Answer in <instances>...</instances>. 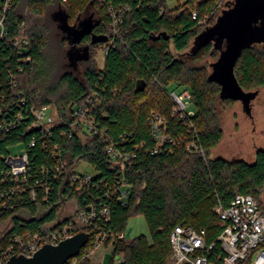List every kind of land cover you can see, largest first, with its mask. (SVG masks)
<instances>
[{
  "label": "trees",
  "instance_id": "trees-1",
  "mask_svg": "<svg viewBox=\"0 0 264 264\" xmlns=\"http://www.w3.org/2000/svg\"><path fill=\"white\" fill-rule=\"evenodd\" d=\"M108 1L110 4H100V0H16L11 17L14 23L26 21L32 57L19 76V88L37 108L54 107L62 122L92 91L101 94L97 113L109 138L118 144L125 139L128 149L140 148L131 166L124 170L130 182L129 204L114 206L112 228L118 233L126 232L129 220L142 215L151 236L150 240L144 235L120 240L113 253L122 255L121 264H168L172 253L170 236L178 225L205 228L210 239L216 236L220 225L214 208L219 201L228 206L235 195L250 194L264 211L260 200L264 189V149H258L252 163L211 157L223 139L217 108L221 87L208 80L207 67H193L184 57L188 55L196 61L216 54L212 53V45L193 55L187 49L197 35L215 24L219 0H184L174 8L168 6L167 0ZM113 10L121 17L122 24L117 47L110 50L102 68L89 64L94 50L104 43L92 44L91 36H86L80 45L89 46L88 59L72 66L70 61L62 62L61 56L58 71L53 74L43 71L46 51L54 39L60 47L68 45V50L71 47L66 35L56 38L62 34L54 18L57 12H64L69 26H78L93 14L96 22L93 33L110 40ZM193 11L201 18L209 15L207 23L202 25L194 20ZM159 35L162 36L158 38ZM80 65L85 66L82 80L75 74ZM235 75L247 92L264 88V43L249 46L242 52L235 65ZM174 84L187 87L193 96L196 106L193 122L206 159L189 153L184 144L157 155L147 152L154 147L148 122L152 111L168 118L170 131L176 138H193L194 132L170 117L172 102L167 88ZM61 131L66 134L62 136ZM36 132L21 127L0 137V173L6 169L3 157L8 154V146L16 142L27 145ZM47 140L49 145L59 144L61 157L68 166L79 162L91 165L95 170L94 180L89 187L77 191L66 177L60 178L54 182L50 202L41 207L23 198L15 200V209L10 213L13 226L0 237V251L8 245L13 233L38 230L56 221L60 196L75 200L78 210L83 209L103 193V180H112L117 174L111 168L104 141L97 136L71 135L67 133L66 123H61ZM49 150L42 147L39 139L30 148L34 167L53 163ZM60 221L77 223L75 216Z\"/></svg>",
  "mask_w": 264,
  "mask_h": 264
},
{
  "label": "built area",
  "instance_id": "built-area-1",
  "mask_svg": "<svg viewBox=\"0 0 264 264\" xmlns=\"http://www.w3.org/2000/svg\"><path fill=\"white\" fill-rule=\"evenodd\" d=\"M15 3L16 0H0V137L21 127L26 131L38 132L33 134L24 153L16 156L8 153L3 157L6 169L0 173V225L8 224L6 232L13 226L10 213L15 209L17 199H26L40 207L50 202L54 182L60 178L66 177V181L77 191L92 184L95 173L77 170L79 163L68 166L61 157L59 144H48L47 139L53 136L61 123H66L67 133L71 135L83 138L97 136L104 141L106 154L111 159V168L117 174L112 180H103L105 189L101 195L85 208L78 210L77 207L73 215L76 224H63L57 219L38 230L13 233L8 245L0 251V264H7L15 256L31 258L44 246H58L81 232L89 234V240L80 253L66 264L90 262L102 246H111L112 264H121L122 255L113 252L117 242L126 238V232L118 233L112 228V212L114 206L126 207L129 204L130 182L124 170L131 166L140 148L133 146L128 149L125 147V139H122V144H118L109 138L107 129L101 126L98 118L97 111L102 97L96 90L83 104L70 111L65 122H62L58 114L54 116L48 113V108H37L29 103L19 88V76L32 60L31 40L26 21L13 22L11 12ZM106 3L110 4L108 0H100V4ZM111 16L113 37L103 44L105 57L111 49L117 47L119 27L122 24L121 17L114 10ZM192 18L203 25L207 23L209 15L201 18L193 11ZM168 97L172 102L170 117L183 123L189 132H194L193 138H176L170 131L168 118L152 111L148 122L154 147L147 152L157 155L184 144L189 153L206 159L193 122L195 111L189 110L193 102L191 92L188 89L180 94L168 91ZM65 134L66 131H61L62 136ZM38 139L44 149L50 148L52 164L34 167L31 163L29 151L38 144ZM67 200L69 197L60 196L57 204L61 207ZM214 211L218 216L220 230L212 239L205 228L197 229L191 225L175 227L170 236L172 253L168 264H264V211L258 200L250 194H237L228 206L219 201ZM104 257L103 254L95 264H103Z\"/></svg>",
  "mask_w": 264,
  "mask_h": 264
},
{
  "label": "water",
  "instance_id": "water-1",
  "mask_svg": "<svg viewBox=\"0 0 264 264\" xmlns=\"http://www.w3.org/2000/svg\"><path fill=\"white\" fill-rule=\"evenodd\" d=\"M54 18L59 22L61 31L66 33L71 45L68 56L72 66L89 58V46L79 47L86 36H91L92 44L108 41L107 37L93 33L96 25L93 14L82 20L78 26H69L67 16L62 11L57 12ZM164 36L166 39L169 37L165 34ZM263 43L264 0H233L227 4V9L218 15L213 26L207 27L194 38L189 54H196L205 46L212 45V53L218 52L219 56L210 65L208 80L220 85L221 100L239 101L250 114L251 103L258 91L247 92L240 86L235 75V65L247 47ZM81 49L82 56L76 63L72 62V56L78 54ZM88 240L89 234L81 232L58 246H44L31 258L12 257L7 264H66L80 253Z\"/></svg>",
  "mask_w": 264,
  "mask_h": 264
},
{
  "label": "rangeland",
  "instance_id": "rangeland-1",
  "mask_svg": "<svg viewBox=\"0 0 264 264\" xmlns=\"http://www.w3.org/2000/svg\"><path fill=\"white\" fill-rule=\"evenodd\" d=\"M184 0H167V4L170 8H174L178 5L179 2ZM231 0H219L218 11L220 15L224 9H227L226 3ZM61 35L56 37L61 39L66 33L61 31ZM54 39L52 46L46 51L44 58L43 71L46 74H53L59 70L58 62L65 59L66 62L70 61L68 56V45L67 47L62 45ZM192 42L190 43L187 53L190 52ZM81 51L78 54L72 56V62L76 63L79 58L82 56ZM219 56V53L216 52L215 55H205L204 58L200 60H193L190 56L186 55L185 60L193 67L204 66L207 67L210 72V65L213 63ZM93 61L90 62L89 66H95L97 69L102 68L105 64V53L103 50V44L99 45L93 52ZM69 65V64H68ZM70 67V65H69ZM66 66V69L70 71L71 68ZM76 76L81 80L85 74V66L80 65L79 71H75ZM168 91L176 92L178 94L187 90L185 86L171 85L168 86ZM218 114L220 118V125L223 129V139L219 145L211 152V157H221L228 160H243L249 163L254 162L256 158V153L258 149H264V88H260L255 99L251 103V113L248 114L241 102L239 101H219L217 104ZM189 110L196 111V106L192 102L190 104ZM47 112L56 115L57 111L54 107L50 106L47 109ZM26 151L25 142H16L8 146V153L11 156H16L22 154ZM77 170L88 171L92 174L95 173L94 168L91 165L86 163L79 162ZM260 200L264 204V189L260 195ZM77 202L75 200H67L63 203L58 211V219L62 220L65 218L72 217L77 212ZM44 212H40L43 214ZM27 214H25L26 216ZM9 228L7 223L0 225V237L7 231ZM144 235L149 240L151 239L150 231L147 225V222L142 215L134 216L128 222L126 230V239L132 240L137 236ZM105 255L103 264H112V248L111 246H102L100 247L94 256L90 260V264H95L98 262L102 255ZM117 260V258H116Z\"/></svg>",
  "mask_w": 264,
  "mask_h": 264
},
{
  "label": "flooded vegetation",
  "instance_id": "flooded-vegetation-1",
  "mask_svg": "<svg viewBox=\"0 0 264 264\" xmlns=\"http://www.w3.org/2000/svg\"><path fill=\"white\" fill-rule=\"evenodd\" d=\"M79 47H80V48H82V46H81V45H79ZM81 53H82V49H81Z\"/></svg>",
  "mask_w": 264,
  "mask_h": 264
}]
</instances>
